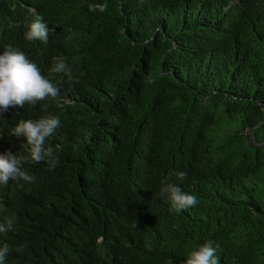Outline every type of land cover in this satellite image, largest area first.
<instances>
[{"label": "trees", "instance_id": "16d2710c", "mask_svg": "<svg viewBox=\"0 0 264 264\" xmlns=\"http://www.w3.org/2000/svg\"><path fill=\"white\" fill-rule=\"evenodd\" d=\"M35 15L47 43L25 39ZM8 45L60 94L4 113L0 154L29 157L20 119L61 124L54 166L0 184L6 264H184L207 240L220 264H264V0H0ZM173 171L198 200L179 213L161 195Z\"/></svg>", "mask_w": 264, "mask_h": 264}, {"label": "clouds", "instance_id": "9594fccd", "mask_svg": "<svg viewBox=\"0 0 264 264\" xmlns=\"http://www.w3.org/2000/svg\"><path fill=\"white\" fill-rule=\"evenodd\" d=\"M88 7L90 11L104 12L108 9V4L95 3L89 4ZM22 23L26 28L25 39L28 41L39 40L47 43L50 31L55 30L50 29L40 15H35V19L30 22ZM50 72L63 73L70 81L73 79L70 66L59 57H53ZM59 94V87L42 74L39 66L23 51L8 45L0 53V117H3L10 108H23L26 104L35 106L38 102L49 98L56 100ZM60 124V119L54 115H44L36 120H18L11 133L16 137L26 138L29 157L18 156L11 150L0 154V184L7 185L9 181L21 180L29 184L34 183L35 176L23 168V164L28 159L36 163L48 162L54 166L57 158L53 155V148L46 146V139L55 133ZM186 177V172L173 171L161 181L163 185L161 195H167L170 210L176 213L194 207L198 203L197 197L183 191L178 183ZM16 219L15 216H10L0 222V233L12 230ZM214 244L213 240H207L194 247L187 252L184 264H220V258L217 255L218 245L214 246ZM8 253L7 244L0 246V264H6Z\"/></svg>", "mask_w": 264, "mask_h": 264}]
</instances>
